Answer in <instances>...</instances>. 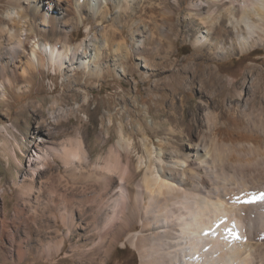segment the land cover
<instances>
[{"label": "bare ground", "instance_id": "bare-ground-1", "mask_svg": "<svg viewBox=\"0 0 264 264\" xmlns=\"http://www.w3.org/2000/svg\"><path fill=\"white\" fill-rule=\"evenodd\" d=\"M9 1L16 11L9 14L11 30L0 32L3 99L16 83L9 67L17 68L22 59L23 80L33 77L26 76L28 69L61 73L75 65L97 78L111 72L100 64L107 58L105 51H117L116 60L120 51L139 55L149 44L160 48L164 38L180 32L195 51L216 62L238 56L232 64H262L243 73L227 70L224 78L219 64L196 63L193 78L186 88H177V97H157L158 114L148 108L150 124L138 121L135 130L119 125L117 142L96 159L89 139L77 135L60 141V134L49 130L63 125V115L49 124L44 120L47 125L38 123L23 179L46 170H51L50 177L38 190L19 184L18 194L11 197L18 201L27 196L33 220L42 208L58 210L69 229L72 211L86 208V225L92 230L88 250L105 256L125 238L140 264H264V199L252 195V190L264 189V60L252 58L264 48V0ZM90 19L102 26L100 36L89 27L86 37L72 44L68 29ZM41 30L57 38L44 41ZM195 79L197 102L186 110L185 95L194 89ZM161 86L156 82L151 89L159 92ZM107 137L101 141L106 143ZM13 143L11 157L19 163L22 149L16 138ZM14 210L19 215L24 211ZM66 213L70 220L64 219ZM21 249L18 245L19 260Z\"/></svg>", "mask_w": 264, "mask_h": 264}, {"label": "rangeland", "instance_id": "rangeland-1", "mask_svg": "<svg viewBox=\"0 0 264 264\" xmlns=\"http://www.w3.org/2000/svg\"><path fill=\"white\" fill-rule=\"evenodd\" d=\"M14 11L16 10L9 0H0V32L4 29L11 30L9 14L12 13V16H15ZM111 12L114 13V10L111 9ZM89 27L92 33L100 36L102 26L90 19L80 24L77 29H68L70 42L76 44L81 41L83 37H86ZM40 32L39 35L44 41L50 42L57 38L43 30ZM63 37L64 35L58 36V38ZM164 39L165 44H162L160 48L151 43L144 51H140L141 55H135L133 51H120L119 60H116L117 51H105L103 56L106 55L107 58L101 60L100 64L111 72L97 78L88 76L86 69L75 65L61 73L51 68L41 69V71L28 69L26 76L33 77L23 80L20 75L25 59L21 60L17 68L9 67L10 72H14L11 76H15L12 78L16 83L10 89L6 99L0 96V264H4L3 258L6 259V264H140L138 252L125 238H121L107 256L98 249L88 250L91 245L89 238L92 230L86 225L88 218L86 208L82 211L79 209L72 211L74 227L69 229L63 225L58 210L50 212L42 208L38 210L36 220H33L31 208L26 203L27 196L20 197L17 201L11 195L18 194V185L22 183L33 184L34 190H38L50 177L51 170H46L35 176L34 180L23 179L27 175L26 152L32 149L31 142L34 137L32 135L38 123L43 124V121L47 120L46 123L49 124L52 117L58 114L63 115L61 119L63 125L57 129L48 126L49 130L58 132L60 141L77 135L83 139H89L92 158L96 159L104 156L108 147L117 142L119 125H123L127 130H135L138 127V121L150 124L148 108L151 114H158V107L155 104L157 97L168 98L166 96H171L172 93L177 97L178 90H181L177 88H186L190 79L193 78L192 70L196 67V63L205 67L219 64L224 78H226L227 70H240L243 73L251 66L257 68L262 66L249 60L232 64V59L237 60L240 58L238 56L232 58L231 62L211 60L204 51H195V47L182 32L176 37L173 35ZM164 39L161 38L162 41ZM98 40L100 44L104 42L100 37ZM258 51V56L252 58L264 60L262 55L264 48L260 47ZM126 56H128L127 59ZM147 61L148 68L144 66ZM154 64L157 66L161 64V66L156 67ZM122 67H128V72H123ZM76 68H78L75 72L77 74L74 73ZM158 71L159 74L154 75ZM156 82L162 85L159 92L151 89ZM198 85V79H195L194 89L185 95L186 110L197 102ZM1 90L0 86V93ZM52 101H56L55 107L52 106ZM82 104L84 106L80 108ZM40 105L42 112H38ZM46 123L44 124L47 125ZM107 127L110 129L108 135ZM102 137H107L106 143L101 141ZM14 138L19 141L22 149L21 153H18L19 163L11 155V150L16 148V145L13 146ZM58 166L60 163L57 161L53 164V170L55 171ZM252 191L261 192L264 189ZM42 195L44 199L45 193ZM14 206L23 208V213L17 214ZM53 214L57 219L55 217L54 220ZM64 219L70 220L69 213H66ZM18 245L22 248L20 260L17 259L16 254ZM76 246H79V249H76Z\"/></svg>", "mask_w": 264, "mask_h": 264}, {"label": "snow or ice", "instance_id": "snow-or-ice-1", "mask_svg": "<svg viewBox=\"0 0 264 264\" xmlns=\"http://www.w3.org/2000/svg\"><path fill=\"white\" fill-rule=\"evenodd\" d=\"M262 199H264V196H262Z\"/></svg>", "mask_w": 264, "mask_h": 264}]
</instances>
